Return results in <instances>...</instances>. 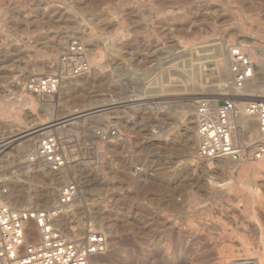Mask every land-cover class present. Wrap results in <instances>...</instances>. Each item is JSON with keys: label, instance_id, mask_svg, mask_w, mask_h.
Listing matches in <instances>:
<instances>
[{"label": "rangeland", "instance_id": "1", "mask_svg": "<svg viewBox=\"0 0 264 264\" xmlns=\"http://www.w3.org/2000/svg\"><path fill=\"white\" fill-rule=\"evenodd\" d=\"M71 37L87 47L90 71L50 98L26 91V78L51 71ZM234 45L264 68V0H0V97L19 104L0 115L6 203L48 208L75 181L63 224L74 229L63 231L108 236L91 264H229L241 255L264 264V178L238 192L237 169L194 159L199 102L257 95L234 98L238 122L243 104L262 96L264 69L240 90L231 85ZM244 131L236 137L248 146ZM162 132L166 140L154 137ZM47 134L63 156L58 171L30 160ZM42 168L48 181L34 180Z\"/></svg>", "mask_w": 264, "mask_h": 264}, {"label": "built area", "instance_id": "2", "mask_svg": "<svg viewBox=\"0 0 264 264\" xmlns=\"http://www.w3.org/2000/svg\"><path fill=\"white\" fill-rule=\"evenodd\" d=\"M228 66L232 74L231 85L235 89H242L246 80L255 76L256 64L241 46L234 45L228 49ZM89 71L84 43L77 37H71L64 51L53 61L51 71L28 76L24 87L42 99L50 98L63 82ZM234 98L235 95L227 94L218 103L210 99L198 103L195 109L198 138L195 161L246 156L258 159L264 154V84L262 96L246 103L245 111L256 118L259 134L249 146L233 139ZM30 160L44 163L52 170L64 165L55 138L50 134L41 138ZM77 195V183L69 181L60 188L56 203L48 208H15L0 200V264H91L93 256L104 253L108 245L104 231L90 228L82 238L74 239L56 225L63 208L71 205ZM31 224L38 231V240L29 238ZM232 264L260 263L241 255L233 259Z\"/></svg>", "mask_w": 264, "mask_h": 264}, {"label": "bare ground", "instance_id": "3", "mask_svg": "<svg viewBox=\"0 0 264 264\" xmlns=\"http://www.w3.org/2000/svg\"><path fill=\"white\" fill-rule=\"evenodd\" d=\"M204 39V38H203ZM216 39V38H215ZM219 39V38H218ZM86 50H87V47H86ZM87 59H88V62H89V57H88V50H87ZM261 61V60H260ZM256 62V61H255ZM258 62V61H257ZM256 62V69L257 68H260V67H257V63ZM261 62H263V64H264V60L262 59V61ZM260 63V62H259ZM89 64H90V62H89ZM262 64V63H261ZM261 64H260V66H261ZM263 64H262V66H263ZM259 65V64H258ZM260 69H264L263 67H261ZM76 79V78H75ZM218 79H219V77H218ZM217 78H215V80H218ZM73 80V79H72ZM168 80H169V78H168ZM171 80V79H170ZM69 81V80H68ZM156 81H158V80H156ZM66 82V81H65ZM65 82H63V83H65ZM166 82V81H165ZM62 83V84H63ZM216 83H217V81H216ZM62 84H61V86H62ZM60 86V87H61ZM151 88H153V87H151ZM157 88V87H156ZM158 90H159V88H158ZM250 90V89H249ZM251 90H256L257 92H260V91H258V89L256 88H254V89H251ZM249 91H241V92H239L238 94H235V97L236 98H243V99H246V98H251V97H253V96H257V95H253V94H251V93H248ZM234 95V94H233ZM253 100V99H252ZM235 101H236V99H234V104H235V111H236V116L233 118V120H232V127H233V139H235V140H238L239 142H241L237 137H236V132H237V130H238V127H239V125L240 126H242V127H244V129H245V131H244V138H246L247 140H248V144L250 145L252 142H253V140H256L258 137H259V134H258V131H257V125H256V118L254 117V116H252V115H249V114H247L246 113V111H245V108H246V103L248 102V101H246L244 104H243V108H244V111H243V113L245 114V115H247V116H241L240 118H239V120H238V122H237V117H238V115H239V113H241V115H242V112L240 111V109L237 107V105H236V103H235ZM250 101V100H249ZM18 109H19V104L17 103V101L16 102H13V101H7V96H4V95H2L1 97H0V115L2 116V117H6V116H9L10 114H12V113H17L18 112ZM249 116H251V117H249ZM74 118H76V117H70V118H66V119H64V120H61V121H58V122H54V123H51V124H49V125H45L43 128H47V127H51V126H54V125H57V124H59V123H63V122H67V121H70V120H72V119H74ZM255 118V119H254ZM48 123V122H47ZM193 130V129H192ZM155 131V130H154ZM35 132V131H34ZM155 132H158V131H155ZM24 136V135H23ZM23 136H20V137H17L16 136V138H13L12 140H10V141H7V142H5V143H3V145L4 144H6V143H8V142H16L18 139H20L21 137H23ZM197 136V135H196ZM154 137H159V139L160 138H163V140L165 139L166 140V138H165V133L164 132H162L161 134H155V136ZM9 140V139H8ZM162 140V141H163ZM197 141H198V138H197ZM9 144V143H8ZM2 145V144H1ZM248 145V146H249ZM199 162H209V164H211V165H220V166H231L232 168H234L235 169V171H236V169L238 170V173L236 174L237 176H236V178H235V183L234 184H236L235 185V187H236V189H237V191L238 192H241L242 190H243V186L244 185H246V184H248V182L250 181V180H256L257 178H259V177H262V178H264V154H263V156L258 160H255V161H251V160H248V159H244V157H240V158H238V159H232V158H228V157H223V158H218V159H216L215 161H213L212 160V162H210V161H199ZM44 164V163H43ZM45 165V164H44ZM210 165V166H211ZM46 166V165H45ZM67 166V165H66ZM65 166V167H66ZM47 168L49 169V170H51V171H58V170H52L50 167H48L47 166ZM64 169V168H63ZM234 171V172H235ZM235 175V174H234ZM25 178V180H27L28 179V177H24ZM38 178H41V179H43V180H45V181H48V179H49V177H48V174L46 173V171H44L43 170V168L42 169H36L35 170V172L33 173V179L34 180H37ZM234 181V180H233ZM18 185H20V183L18 184ZM241 186V187H239V186ZM22 186V185H21ZM10 188H12V187H10ZM19 189H20V187H19ZM50 188H49V186H48V183L45 185V187H44V192L43 193H41L40 194V196H41V198L43 199V200H45L46 201V203L49 201V197H50V190H49ZM19 191V190H18ZM59 191H60V189H58V195H59ZM20 192V191H19ZM12 191H9V193H7L6 195H4V193L2 192V191H0V197H3V199H0V200H5V202H9V199L12 197ZM15 197H17L18 199H23V197H21V196H15ZM251 197V196H250ZM57 198H58V196H57ZM252 198H250V200H251ZM56 201L57 200H55L54 202H52L53 204L54 203H56ZM11 204V203H10ZM71 205H73V204H71ZM71 205H69V206H67V207H64L63 208V210H62V213H61V215L57 218V221H56V225L58 224V223H61V225H59L60 226V228H62V230H67V228L69 227V226H71V225H69V223H66L67 225H66V227H64L63 228V224L65 223V215H68V213H70L71 212V210H69L70 208V206ZM16 206V205H15ZM60 221V222H59ZM57 225V226H58ZM69 225V226H68ZM72 229H74L73 228V226H71V230ZM78 232V231H77ZM77 232L75 233V236H71L70 234H68L70 237H73V238H76V239H80L78 236H76V234H77ZM29 238L30 239H33L31 236H34V237H36V239H34V240H38L39 239V234H38V231H37V229H36V227L33 225V224H31L30 225V227H29ZM37 235H38V237H37ZM94 257V256H93ZM92 257V258H93ZM232 260L233 259H230V263L229 264H232ZM260 262H262V261H260Z\"/></svg>", "mask_w": 264, "mask_h": 264}]
</instances>
